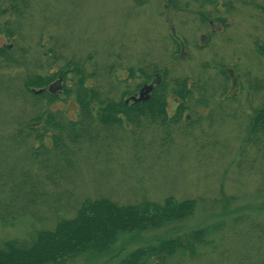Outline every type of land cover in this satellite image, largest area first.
Listing matches in <instances>:
<instances>
[{
  "label": "rangeland",
  "instance_id": "374dc122",
  "mask_svg": "<svg viewBox=\"0 0 264 264\" xmlns=\"http://www.w3.org/2000/svg\"><path fill=\"white\" fill-rule=\"evenodd\" d=\"M219 2L220 13L203 0H0L6 12L0 17V49L6 50L0 56V243L52 230L58 219L74 218L85 200L124 206L172 198L194 200L191 217L118 242L101 260L222 223L215 250L199 247L194 259L186 254L169 264H264V147L243 146L246 112L259 107L264 94L253 91L251 105L242 98L249 85L264 88V0ZM69 65L83 74L98 102L119 105L160 72L170 95L184 78L205 85L209 105L196 107L199 97L185 102L197 112L186 110L168 130L127 131V122L106 127L96 120L89 125L74 96L81 86L77 75L63 80L68 98L65 92L54 101L48 97L50 82ZM221 70L238 74L240 84L229 81L224 91ZM37 78L51 80L40 96L25 88ZM234 94L240 98L231 99ZM199 95L203 100V88ZM166 100L172 120L181 102ZM46 113L64 124L86 122L76 130L81 137L75 145L55 149L50 134L40 141L41 131H30Z\"/></svg>",
  "mask_w": 264,
  "mask_h": 264
},
{
  "label": "trees",
  "instance_id": "16d2710c",
  "mask_svg": "<svg viewBox=\"0 0 264 264\" xmlns=\"http://www.w3.org/2000/svg\"><path fill=\"white\" fill-rule=\"evenodd\" d=\"M218 1L203 0V2L214 8L218 7ZM5 14V11L0 10V17ZM199 19L205 24L212 18L200 17ZM210 21L217 22L220 25L224 23L219 19ZM173 39V44L180 51L182 44L179 42L181 41L177 40L176 37H173ZM260 48H264V45ZM262 53L264 54V52ZM5 54L6 50L4 48L0 49V56ZM263 54L259 55L263 56ZM70 66L64 70L62 78L65 80L68 73L77 75L78 84L81 86L79 90L74 92V96L77 105H79L78 109L82 114L83 121H90L89 125L96 120L100 125L106 127H121L124 122H127V127L134 131L138 129L146 130L148 126L157 127L159 130L160 128L168 130V128L170 129L169 125H177L182 122L181 115L186 110L191 115L197 112L196 109L192 112L190 108H184L182 104H185V102L187 103L190 99L193 100L199 97L196 107H205L206 109L209 105L207 102L208 97H205V85L201 87L204 96L202 100L199 95L201 88L196 83L192 86L186 78L178 80L170 88V93L176 98V101L181 102L177 108L178 117L168 120L166 98L170 94L165 90L167 89L165 85L166 75L160 72L156 73L155 76L161 82L154 91V95L145 103L126 106L124 101H121L119 105L109 101L98 102L93 100L96 95L92 90L84 86L83 74L79 72L76 66L73 67V70H70ZM219 75L225 84L223 86L224 91H227L229 89V79L222 70ZM50 81V79L37 78L35 82L26 83L25 88L31 87L42 90ZM253 87L249 85L250 93L263 91L264 94V88L258 82ZM158 91H163V94L161 96L157 95ZM63 92L68 98L70 94L65 86ZM124 96L126 95L124 94ZM48 97L51 101L58 98V96L51 95H48ZM231 99L234 98L231 97ZM227 100L228 98L225 99V101ZM94 104H96V108L93 112L91 107ZM247 104L251 105L248 101ZM250 108V123L243 146L247 147L262 143L261 147H264V96L259 107L254 110L253 106H250ZM135 113L138 115L137 117H133ZM121 115L124 116L123 119ZM36 121H38L39 126L30 129V131L34 134L41 131V135L38 136L40 141H43L50 134L52 147L55 149L68 147L69 144L75 145L81 137L76 135V130L78 131L77 128L83 129L86 123L82 122V124L79 121L60 123L56 121V115L50 113L42 115ZM53 131L60 133L52 134ZM64 132L67 133L66 138H63ZM195 208L196 202L194 200L175 202L172 198L165 199L162 204L142 201L124 206L104 198L93 201L85 200L77 207L74 218L58 219L52 230H34L27 240L11 239L0 243V264H72L75 262H82L83 264H169L176 257H184L186 254L194 259L197 256L199 247H211L212 250H215L216 247L212 244L224 235L223 228L225 227L222 223L209 224L205 228L193 230L176 237L156 238L134 251L125 252L124 249H121L107 260H101L109 255L112 246H115L118 242L139 239L162 227L182 222L191 217Z\"/></svg>",
  "mask_w": 264,
  "mask_h": 264
},
{
  "label": "flooded vegetation",
  "instance_id": "af4514ba",
  "mask_svg": "<svg viewBox=\"0 0 264 264\" xmlns=\"http://www.w3.org/2000/svg\"><path fill=\"white\" fill-rule=\"evenodd\" d=\"M218 9H217V11L220 13L221 11H222V7L224 8V4L222 3V2H219L218 1ZM221 7V8H220ZM260 13H264V10L262 11H260ZM213 22H208V24H209V26L212 24ZM221 26H223V27H225V24H221ZM178 40V39H177ZM180 44H182L181 42H179ZM264 45V44H263ZM263 50H264V48H262ZM261 50V49H260ZM262 51V50H261ZM264 52V51H263ZM62 76H63V74H56V77L50 82V86H51V91H53L54 93H56L55 95H53V96H57L58 94L57 93H59V94H62L63 93V78H62ZM225 76L229 79V81L231 82V87H237L240 83L239 82H241V79H240V76L238 75V74H236L235 72L233 73L232 71H230V72H227V71H225ZM66 77H68L69 78V74L66 76ZM161 82V81H160ZM159 78L158 77H156L155 75L153 76V79L148 83V84H143L142 85V87H144V86H151L153 89H152V92L150 93V98H151V96L152 95H154V91H156V88L159 86ZM50 86H48V87H50ZM60 87L62 88V90L60 91ZM141 87V88H142ZM141 88L139 89V92H140V90H141ZM235 88H234V90H235ZM243 90L245 91V95L244 96H242V98L245 100V102H250L251 104H252V101L250 100L251 99V97H252V95H251V93H250V91H249V89H248V86L247 87H245V88H243ZM248 90V91H247ZM31 91V90H30ZM139 92L137 93V94H139ZM243 91L242 90H240L239 91V93H242ZM137 94H134V95H132L131 97H129L128 99H126L127 101H128V104L127 105H131L132 104V100L130 99V98H132V97H138V95ZM249 94V95H248ZM248 96H250V97H248ZM232 97L234 98V99H238V98H240L237 94H234V95H232ZM261 97V96H260ZM167 98L168 99H172L175 103L177 102L176 101V98L173 96V95H169V96H167ZM168 102V101H167ZM173 102V103H174ZM252 108V107H251ZM251 108H249L250 110H251ZM246 113H248L247 115H249L250 114V111H247ZM121 118L123 119V116H121ZM127 131H130V129H129V127L127 128Z\"/></svg>",
  "mask_w": 264,
  "mask_h": 264
},
{
  "label": "water",
  "instance_id": "95a60500",
  "mask_svg": "<svg viewBox=\"0 0 264 264\" xmlns=\"http://www.w3.org/2000/svg\"><path fill=\"white\" fill-rule=\"evenodd\" d=\"M151 89H152L151 87H144L140 91V93L138 95L139 96L138 99L133 98L132 101L134 103H141V102L147 101L149 99V93H150ZM49 92L52 93L51 88L49 89ZM41 93H42L41 91L34 92L35 95H40Z\"/></svg>",
  "mask_w": 264,
  "mask_h": 264
}]
</instances>
